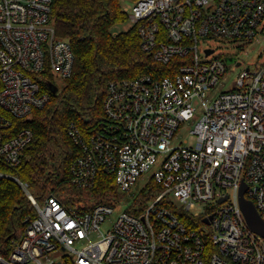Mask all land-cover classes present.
<instances>
[{"label":"built area","instance_id":"2783aa9c","mask_svg":"<svg viewBox=\"0 0 264 264\" xmlns=\"http://www.w3.org/2000/svg\"><path fill=\"white\" fill-rule=\"evenodd\" d=\"M129 2L122 9L141 50L167 65L169 73L110 80L97 125L86 131L68 125L78 149L71 184L91 188L105 173L126 193L159 162L150 178L162 190L138 215L123 210L102 229L122 200L89 210L66 207L52 195L39 203L27 183L5 171L22 161L33 138L25 124L50 101L54 77L71 76L74 53L68 39L57 34L52 0H0V177L15 181L36 211L0 262L264 264V236L248 227L239 205L243 181L244 197L264 221V61L252 70L247 66L233 89L207 101L206 91L227 70L225 57L234 56L212 46L199 50L201 39L241 46L264 36V0ZM194 101L201 103L191 130L195 142L172 146L174 133L195 116ZM171 196L199 224L189 227L161 204ZM197 204H204L206 213L195 212ZM56 249L69 253L49 258Z\"/></svg>","mask_w":264,"mask_h":264},{"label":"trees","instance_id":"16d2710c","mask_svg":"<svg viewBox=\"0 0 264 264\" xmlns=\"http://www.w3.org/2000/svg\"><path fill=\"white\" fill-rule=\"evenodd\" d=\"M51 8L57 34L68 39L72 47L73 72L60 89L50 92L45 107L33 111V118L25 124L32 129L33 138L23 151L22 161L5 171L27 183L39 203L52 195L66 207L84 210L98 203L113 205L122 195L112 175L100 173L91 188L71 184L70 167L78 149L67 135V127L73 122L86 131L97 125L104 115L103 100L110 80L142 73L166 75L169 67L141 50L134 27L112 33L115 24L127 20L120 0H52ZM161 190L150 178L126 210L138 215ZM161 204L189 227L199 224L173 202L164 199ZM35 215L23 189L12 179L0 177L1 257H8Z\"/></svg>","mask_w":264,"mask_h":264},{"label":"rangeland","instance_id":"374dc122","mask_svg":"<svg viewBox=\"0 0 264 264\" xmlns=\"http://www.w3.org/2000/svg\"><path fill=\"white\" fill-rule=\"evenodd\" d=\"M121 6H131V2L128 0H120ZM131 28V23L127 19L121 23L115 24L111 31L112 33H118L120 31H126ZM212 46L215 48L216 53L222 54H231L237 59L239 64L228 63L226 64V72L223 76L220 77L216 86L211 90L206 91L204 99L211 101L216 97L220 91L230 90L234 88V81L236 77L248 66L251 70L259 66L260 63L264 61V36L256 37L251 43L246 45L238 46L236 44H221L214 39H204L200 40L199 50L202 51L203 48ZM54 81L60 89L62 87V80L59 77H54ZM193 106L197 109L195 116L184 122L179 129L174 133L171 139V145L177 146L182 145H193L195 142V135L191 133V130L194 128L195 123L197 122L200 112H201V103L193 102ZM159 162H155L146 172L142 173L134 184L131 186L129 191L126 193L119 192L122 195L121 203L117 204L114 207L112 214L107 216L106 222L102 225V229H105L109 226V223L115 219V217L123 210H126L127 205L133 200L134 196L140 191L142 187L149 181L150 177L153 175L155 170L159 168ZM171 201L177 206L180 207L181 204L179 201L171 196ZM195 212L200 214L206 213V208L204 204H197L193 209ZM208 228V226H205ZM69 253L67 250L56 249L48 252L47 256L57 260L62 255Z\"/></svg>","mask_w":264,"mask_h":264},{"label":"water","instance_id":"95a60500","mask_svg":"<svg viewBox=\"0 0 264 264\" xmlns=\"http://www.w3.org/2000/svg\"><path fill=\"white\" fill-rule=\"evenodd\" d=\"M208 52H210V50H207V53ZM234 60H235L234 57H228V56L225 57V61L227 63H230ZM49 87H50V90L52 92L57 91V87L55 85L49 83ZM245 188H246V185L242 181L241 186H240V190H239V205H240L241 211L244 215V218L246 220L248 227L252 231L264 236V221L262 220V218L260 217V215L256 211L252 201L244 197V189ZM222 200L223 199H219V201H222ZM209 218H211V216L204 218L203 221L208 222Z\"/></svg>","mask_w":264,"mask_h":264}]
</instances>
